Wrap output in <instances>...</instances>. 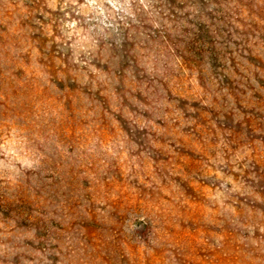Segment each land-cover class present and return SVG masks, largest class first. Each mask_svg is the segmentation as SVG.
I'll use <instances>...</instances> for the list:
<instances>
[{"label": "rangeland", "instance_id": "1", "mask_svg": "<svg viewBox=\"0 0 264 264\" xmlns=\"http://www.w3.org/2000/svg\"><path fill=\"white\" fill-rule=\"evenodd\" d=\"M0 264H264V0H0Z\"/></svg>", "mask_w": 264, "mask_h": 264}]
</instances>
